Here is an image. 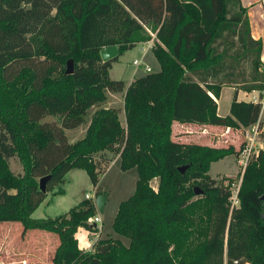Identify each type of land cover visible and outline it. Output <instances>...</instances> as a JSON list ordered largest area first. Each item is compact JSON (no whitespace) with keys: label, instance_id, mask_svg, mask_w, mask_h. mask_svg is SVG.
<instances>
[{"label":"trees","instance_id":"trees-1","mask_svg":"<svg viewBox=\"0 0 264 264\" xmlns=\"http://www.w3.org/2000/svg\"><path fill=\"white\" fill-rule=\"evenodd\" d=\"M148 42L158 72L128 86L110 78L113 62ZM108 47L119 55L103 62L100 51ZM261 52L240 0H0V223L55 233L53 264H264V129L239 177L237 206L232 180L208 172L243 145L172 138L174 122L257 124L261 103L238 101L236 93L263 97ZM224 87L235 94L220 116ZM122 92L124 125L118 109L103 107L109 93ZM84 125V136L70 143L65 131ZM116 157L122 171L138 173L112 224L127 246L97 236L87 222L97 211L90 198L54 218L31 217L47 194L63 193L54 189L72 169L84 170L95 196L104 195L100 177ZM13 158L22 174L11 171ZM48 175L42 192L38 181ZM80 228L94 234L89 251L79 248Z\"/></svg>","mask_w":264,"mask_h":264},{"label":"rangeland","instance_id":"rangeland-1","mask_svg":"<svg viewBox=\"0 0 264 264\" xmlns=\"http://www.w3.org/2000/svg\"><path fill=\"white\" fill-rule=\"evenodd\" d=\"M152 43H141L135 48L126 51L119 57L118 61L112 63V68L109 71L110 78L113 80L123 81L124 84L129 82V79L133 77H139L145 75L147 72L144 70V66L151 68L152 72H158L160 66L155 59L151 50ZM137 61L140 66L133 64ZM224 91L221 94L219 101V111L224 113L229 107L230 96ZM120 93H109L108 99L112 100V106L119 110V115L122 117V124L124 116L122 114L121 102L123 101ZM228 113V112H226ZM52 116H47L44 120H53ZM261 125L264 126V112L261 117ZM72 130H67L69 132ZM201 137L199 139H188L189 141H199L198 144H207L206 136L203 135L204 131L196 133ZM208 136V135H207ZM76 134L67 135L70 143L78 139ZM219 137V135L217 136ZM228 139H225L227 142ZM244 143H247L245 136ZM241 141L236 142V150H239L241 145H244ZM179 142V141H177ZM181 143V142H180ZM192 144V143H191ZM224 146L229 147L228 143H222ZM259 149V148H258ZM109 156V154H106ZM119 158H114L106 172L101 175L99 186L106 197L103 213L100 214L96 211V216L101 218V222L96 224L98 231L97 235H101L100 238L104 239L111 237L114 239H120L124 245H128L129 241L125 237L118 236L112 229L114 217L117 213L119 203L127 200L133 195L135 191V184L138 178L137 170L131 169L126 172L122 171L119 167ZM11 171L15 174H22V168L16 158L9 161ZM243 165L240 163L239 156H230L222 161L215 162L210 166L208 174L217 181H221L222 178H230L232 180L231 192L235 194L240 182V176L243 170ZM230 175L232 177H225L221 175ZM227 184V181H223ZM152 187H155V182H151ZM61 188L62 194L52 195L47 194L46 199L39 205V207L32 214L34 219L54 218L60 214L65 213L70 208L78 205L85 200V196L88 194L90 200L94 202L95 191L93 190L90 180L84 170L72 169L66 174L64 182L55 187L54 191ZM82 232V231H81ZM83 233H81L82 235ZM80 235V234H79ZM94 234H90L92 239ZM59 245V238L55 233L29 230L24 231L20 223H0V264H53L52 257L55 249Z\"/></svg>","mask_w":264,"mask_h":264},{"label":"crops","instance_id":"crops-1","mask_svg":"<svg viewBox=\"0 0 264 264\" xmlns=\"http://www.w3.org/2000/svg\"><path fill=\"white\" fill-rule=\"evenodd\" d=\"M260 1L261 0H240V3L247 10V15H248L249 24H250V32H251L252 38L255 40H260L262 43L261 61H262V64L264 65V9L262 8ZM148 43H151V42H148ZM135 78H136V76L133 77L132 79H129V82L125 85L128 86ZM226 90L228 91L227 93L230 96L229 102L231 103V100L235 94L233 88L224 87L221 90L220 98H221V94H223L224 91H226ZM120 94L122 95L121 97L123 99L124 92H122ZM256 97H259V93L256 91L250 92V93L238 91L236 93V98L238 101L250 102V101L254 100V98H256ZM220 98L217 100V113L220 116H226L229 114L230 103H229V107H227L226 111L224 113H221L219 111ZM263 98H264V93H263V97L261 99H263ZM112 103H113L112 100H109L107 98L106 102L103 104V107L104 108H114V106H112ZM121 108L123 109V101L121 102ZM95 109H96L95 107H92L91 109H89L88 110V116H91L93 114V112L95 111ZM226 112H228V113H226ZM263 112H264V108L261 111V115H260V118H259L258 123H257L260 125L261 128H264V126L261 125V117H262ZM122 114L124 116V111H122ZM119 120L122 124L121 114L119 115ZM124 124H125V117H124L122 125H124ZM86 129H87V126L84 125V126H80V127L76 128L72 131L65 132V134H66V136L69 133L71 135L76 134V137L78 139H80L84 136ZM249 129H251V128H249ZM201 130L204 131L203 135L206 136L205 140L207 142H209V143L203 144V145L216 147V148H226V146H224L222 143L223 142L228 143V141H230L229 146H233L236 149L235 143L238 141H241L242 139H245L246 132L248 129H232V128L221 127V126L197 125V124H188V123L181 124L178 122H174L173 126H172V138L175 141H179L181 143L198 144L199 141H197V142L193 141V140L189 141L188 139H199V140H201V137L196 134V133L200 132ZM218 135H219V137H217ZM78 139H75V141ZM225 139H228L227 142L225 141ZM243 141H245V140H242V143H244ZM199 145H202V144H199ZM220 161H222V160H220ZM222 176L232 177L230 175L227 176L224 174H222L221 177ZM152 182H155V187H153V188H156L157 181L153 180ZM81 233H83V234L81 235ZM99 234H100V232H99ZM99 234L97 236L101 237V235H99ZM75 237L78 240V245H79L80 249L87 250L86 248H89L92 246L93 241L90 238V234L84 228H80L78 230V232L75 234Z\"/></svg>","mask_w":264,"mask_h":264},{"label":"built area","instance_id":"built-area-1","mask_svg":"<svg viewBox=\"0 0 264 264\" xmlns=\"http://www.w3.org/2000/svg\"><path fill=\"white\" fill-rule=\"evenodd\" d=\"M261 5L262 8L264 9V0H261ZM133 64L140 66V64L137 61H134ZM144 70L146 72H151V68L144 66ZM261 71L264 72V65L261 67ZM251 102L254 103H261L262 105V109L264 108V98L260 99L259 97L254 98V100H252ZM251 129H248L246 132V139H247V143H244L242 150L240 151L239 157H240V163L241 165H243V167H245L247 161L249 160V158L255 154L258 150V148L261 147V138H260V132L264 129V128H260L259 124H255L252 127H250ZM259 140V141H258ZM236 194H237V190L235 191V194L232 193V197H231V202H232V206H237L238 205V200L236 198ZM86 199H89L90 196L87 194L85 196ZM88 224H98L101 222V218L99 216H94L90 219H88ZM87 251H89L91 249V247L86 248Z\"/></svg>","mask_w":264,"mask_h":264},{"label":"water","instance_id":"water-1","mask_svg":"<svg viewBox=\"0 0 264 264\" xmlns=\"http://www.w3.org/2000/svg\"><path fill=\"white\" fill-rule=\"evenodd\" d=\"M118 55H119V51L116 47H108L100 51V57L103 62L114 60L115 58L118 57ZM72 73H73V63L71 60H69L66 65L65 74L70 75ZM185 169L186 167H181L179 168V171L183 173ZM49 179H50L49 175L39 179L38 185L40 191L42 192L46 191V184L49 181ZM195 194H199L198 190H195ZM261 200L264 201V195L261 197ZM105 202H106V197L104 195H98L94 197V203L96 209L100 214L103 213Z\"/></svg>","mask_w":264,"mask_h":264}]
</instances>
